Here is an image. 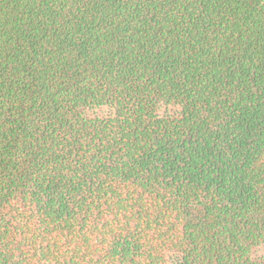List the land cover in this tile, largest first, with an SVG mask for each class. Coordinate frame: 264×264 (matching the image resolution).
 <instances>
[{
  "label": "trees",
  "instance_id": "1",
  "mask_svg": "<svg viewBox=\"0 0 264 264\" xmlns=\"http://www.w3.org/2000/svg\"><path fill=\"white\" fill-rule=\"evenodd\" d=\"M0 264H264V0H0Z\"/></svg>",
  "mask_w": 264,
  "mask_h": 264
}]
</instances>
